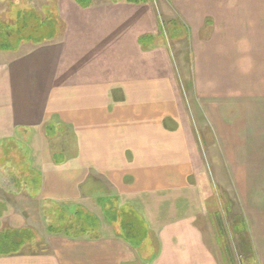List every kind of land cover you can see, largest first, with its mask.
Returning a JSON list of instances; mask_svg holds the SVG:
<instances>
[{
  "label": "crops",
  "instance_id": "obj_1",
  "mask_svg": "<svg viewBox=\"0 0 264 264\" xmlns=\"http://www.w3.org/2000/svg\"><path fill=\"white\" fill-rule=\"evenodd\" d=\"M56 11L63 27L55 37L0 51V144L28 140L35 173L24 196L26 168L0 169V231L37 228L34 217L44 213L37 205L47 199L81 204L99 224L83 235L36 236L18 248L42 249L0 253V264H218L211 218L187 181L195 136L169 80V54L193 72L213 113L238 106L225 119L214 116L227 124L229 140L239 128L264 124V113L252 119V99L264 101V0H90L83 7L64 0ZM176 22L187 38L171 50L155 46L160 25ZM151 197L171 205L158 223ZM120 211L141 221L132 226L141 225V238L124 235ZM141 248L154 255L139 257ZM253 249L264 264V248Z\"/></svg>",
  "mask_w": 264,
  "mask_h": 264
},
{
  "label": "rangeland",
  "instance_id": "obj_2",
  "mask_svg": "<svg viewBox=\"0 0 264 264\" xmlns=\"http://www.w3.org/2000/svg\"><path fill=\"white\" fill-rule=\"evenodd\" d=\"M63 1L0 0V16H5L15 6H31L41 18L47 15L45 10H51L54 20L59 18V30L61 25L63 27V22L57 14L56 7L61 9ZM154 36L155 46L162 44L166 49L171 50V45H174L176 40L187 38V29L179 22L166 23L164 28L160 25L159 32ZM169 57L171 61L169 70L172 69L173 72L169 80L182 96V101L179 104L187 110L186 125L192 128L195 136L192 150L196 155V161L194 160L192 164L193 170L187 177V181L196 185V191L202 200L203 207L211 218L215 238L220 247L221 257L218 259V264H261L254 253L253 246L264 248V124L251 123L250 131L248 126L239 128L234 139L229 140L225 136L227 124L223 123L224 120L221 124H217L214 116H216L215 113H219L220 118L225 119L230 112L236 113L238 106L234 105L233 111L231 105L220 106L219 111L213 113L210 102L202 101L197 95L193 72L189 70L187 73L183 70L180 59L173 50ZM252 100L254 105L252 119L259 120V117L264 113V101L259 97H254ZM217 104L219 103L217 102ZM168 125H176V122L171 120ZM182 127H186L184 123H182ZM26 143L29 141L16 138L0 144V169L5 165L26 168V172L23 173H26L25 179L28 180V188L24 183H21V192L24 196L29 195V184L33 180V174L35 175L28 166L29 156L25 151L30 152V150L25 146ZM243 190L245 191L244 204L241 200ZM4 192L9 197L18 200V196L13 197L14 194L7 189ZM0 195H3L2 190H0ZM14 199L11 201L14 202ZM150 199L152 200L149 210H157V223L170 215L171 205L166 197L160 199L151 197ZM96 201L98 202V199ZM180 205L181 200L177 199L175 206L178 212L181 211ZM40 206H43L44 213L34 217L37 220L35 222L37 228L27 230L29 235L25 239L29 236L30 239L28 238L29 240L22 244H30L29 241L34 240L36 236L44 238L58 232L66 235H83L87 233V230H96L99 224L95 216L88 215V212L80 208L81 204L75 205L68 201L57 205L47 199L37 205L38 214ZM232 210L238 214H232ZM108 211L113 212L114 208L110 207ZM114 214L116 213L114 212ZM130 215L123 211L117 215L119 218L117 223L121 226L125 236L127 234L133 236L132 225L141 222L134 215ZM258 232L262 233L258 234ZM13 246L15 245L4 244L0 250L23 249L33 253L42 249L11 248ZM154 251L155 248H141L139 257L143 258L142 255L151 257L154 255Z\"/></svg>",
  "mask_w": 264,
  "mask_h": 264
},
{
  "label": "trees",
  "instance_id": "obj_3",
  "mask_svg": "<svg viewBox=\"0 0 264 264\" xmlns=\"http://www.w3.org/2000/svg\"><path fill=\"white\" fill-rule=\"evenodd\" d=\"M80 6L89 5L90 0H74ZM133 3H139L146 0H127ZM47 15L41 18L37 11L31 6L14 7L5 16H0V51H15L21 43H40L55 37L58 27L59 18L54 20L51 12L46 11ZM134 224L132 226H135ZM132 231L133 236L127 234L130 239H139L144 233V229L140 227ZM132 228V227H131ZM28 231L7 229L0 231V248L4 244H14L11 248H18L19 244L30 239ZM135 237V238H133ZM21 250V249H19ZM19 250L3 251L2 254H9Z\"/></svg>",
  "mask_w": 264,
  "mask_h": 264
},
{
  "label": "flooded vegetation",
  "instance_id": "obj_4",
  "mask_svg": "<svg viewBox=\"0 0 264 264\" xmlns=\"http://www.w3.org/2000/svg\"><path fill=\"white\" fill-rule=\"evenodd\" d=\"M232 214H238L236 211H233L231 212ZM255 248V246H253ZM252 248V247H251Z\"/></svg>",
  "mask_w": 264,
  "mask_h": 264
}]
</instances>
